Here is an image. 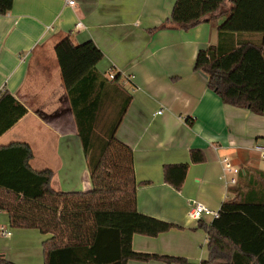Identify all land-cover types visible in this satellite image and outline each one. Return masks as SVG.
Listing matches in <instances>:
<instances>
[{"label":"crops","instance_id":"1","mask_svg":"<svg viewBox=\"0 0 264 264\" xmlns=\"http://www.w3.org/2000/svg\"><path fill=\"white\" fill-rule=\"evenodd\" d=\"M174 2L75 0L68 6L62 0H13L12 9L0 14V92H10L27 113L0 136V146L27 143L31 167L50 169L57 191L92 188L54 46L65 35L74 44L93 41L103 53L98 71L120 73L131 94L115 137L132 149L137 211L175 225L155 236L135 233L131 247L199 264L208 256L204 226L214 218L190 219L192 204L218 211L244 179L255 182L245 198L264 202V115L223 103L194 70L198 51L216 43L224 16L188 30L156 29ZM191 149H200L205 161L192 162ZM224 158L238 169L235 183L229 181L234 173L223 174ZM176 163L188 164L180 189L163 179L164 166ZM245 168L251 172L239 181ZM1 227L11 232L0 234V253L7 260L44 264L42 243L52 234L13 228L0 210ZM126 264L183 263L129 259Z\"/></svg>","mask_w":264,"mask_h":264},{"label":"trees","instance_id":"2","mask_svg":"<svg viewBox=\"0 0 264 264\" xmlns=\"http://www.w3.org/2000/svg\"><path fill=\"white\" fill-rule=\"evenodd\" d=\"M12 6L13 0H0V14ZM223 16L216 43L198 51L194 70L206 76L207 87L223 103L264 115V0H175L169 18L156 29L188 30ZM54 52L92 188L57 191L50 169L31 167L27 143L0 146V210L8 214L10 226L52 234L42 243L44 264H126L129 259L187 264L182 257L131 247L133 234L155 236L175 225L137 211L132 149L115 137L131 101L121 74L110 79L98 71L103 53L91 40L74 44L65 35ZM26 113L23 104L2 90L0 136ZM190 158L205 161L200 149H191ZM187 169V163L167 164L163 179L180 189ZM250 172H239V181ZM254 186L244 179L229 190L235 196L224 200L218 217L203 225L208 256L199 264H264V202L245 198ZM0 264L15 263L0 253Z\"/></svg>","mask_w":264,"mask_h":264},{"label":"built area","instance_id":"3","mask_svg":"<svg viewBox=\"0 0 264 264\" xmlns=\"http://www.w3.org/2000/svg\"><path fill=\"white\" fill-rule=\"evenodd\" d=\"M66 5L68 6H74L75 5V0H62ZM82 24L80 22L76 23V27L81 26ZM107 75L110 79H113L115 76V71L113 69H110L107 72ZM161 113V110L157 111V114ZM260 149V148H259ZM226 172L229 173H234V177H231L229 179L230 183H235L236 182V178L235 176L238 174V169L231 166L230 163L228 162V160L226 158L223 159V174H225ZM219 215L218 211L212 210L209 207L201 204V203H194L191 205L189 212H188V216L190 219L192 220H198L200 218H202L203 216H211L213 218H217ZM0 234L4 235V236H9L11 234L10 230L8 227L6 228H0Z\"/></svg>","mask_w":264,"mask_h":264},{"label":"water","instance_id":"4","mask_svg":"<svg viewBox=\"0 0 264 264\" xmlns=\"http://www.w3.org/2000/svg\"><path fill=\"white\" fill-rule=\"evenodd\" d=\"M203 76H205L203 73H201ZM206 77V76H205Z\"/></svg>","mask_w":264,"mask_h":264},{"label":"rangeland","instance_id":"5","mask_svg":"<svg viewBox=\"0 0 264 264\" xmlns=\"http://www.w3.org/2000/svg\"><path fill=\"white\" fill-rule=\"evenodd\" d=\"M227 4H228V3H227ZM223 20H224V19H223ZM223 20H222V21H223Z\"/></svg>","mask_w":264,"mask_h":264}]
</instances>
